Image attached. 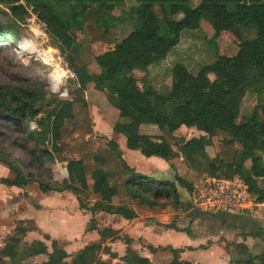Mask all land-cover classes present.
Listing matches in <instances>:
<instances>
[{"label":"trees","instance_id":"obj_1","mask_svg":"<svg viewBox=\"0 0 264 264\" xmlns=\"http://www.w3.org/2000/svg\"><path fill=\"white\" fill-rule=\"evenodd\" d=\"M133 1L135 5L127 11L120 9L132 29L116 41L115 28L120 18L114 11L124 0H0V42L12 40L14 44L20 36L18 25L35 16L45 24L49 39L75 73V79H68L67 86L71 82L78 84L71 90L75 95L70 99L50 98L42 82L31 81L25 86L0 84V120L11 122L23 135L21 141L13 139L12 145L25 148L40 163H62L67 172L66 181L58 186L34 180L27 175L21 160L0 147V164L9 171L0 184L24 188L33 181L44 193L71 192L79 208L92 215L86 231L99 235L97 241L73 254L59 247L48 234L44 238L51 239L50 251L41 240L18 250L19 236L34 228L18 225L1 250L12 264H21L35 254L46 256L41 264H109L99 258L103 251L110 253L105 245L108 239H122L126 243L124 255L116 264H152L148 257L130 247L132 240L127 235L99 227L95 214L105 212L132 220L137 217L133 202L150 208H179L178 186L191 195L194 186L203 181L200 178L195 185L186 184L176 173L173 180L155 178L130 167L115 140L94 134V122L84 97L88 85L104 92L108 103L117 109L118 119L112 122V130L125 137L128 149H142L145 156H158L167 162L184 156L198 177L238 175L248 185L253 200H264V186L260 185L264 179V104L256 106L249 119L237 120L246 94L261 96L264 92V1L200 0L196 6L189 0ZM178 14L179 19L175 17ZM3 17L7 21L3 22ZM202 19L211 25L213 40L222 31L235 30L240 39L237 52L217 54L213 62L203 65L195 74L182 63L175 64L171 69V88L166 94L145 79L138 89L134 70L145 71L149 65L163 60L179 43L182 32L199 29ZM72 28L85 33L92 42L114 43L112 49L94 57L97 72L81 63V44L73 40L69 32ZM140 124L156 125L168 150L148 140L144 148L142 136L138 135ZM181 127L195 128L203 134L175 142L174 133ZM218 132L227 135L217 143L214 160L220 168H216L206 150ZM171 141L176 143L175 150ZM29 143L31 147L26 148ZM236 143L241 146L239 149ZM159 197L166 201H158ZM161 225L192 235L189 228H179L174 222ZM250 235L263 239L264 229L258 227ZM238 247L240 258L228 264H264V252L251 254L244 243ZM147 248L151 253L169 251L172 259L166 264H199L180 259L183 248L151 244Z\"/></svg>","mask_w":264,"mask_h":264},{"label":"rangeland","instance_id":"obj_2","mask_svg":"<svg viewBox=\"0 0 264 264\" xmlns=\"http://www.w3.org/2000/svg\"><path fill=\"white\" fill-rule=\"evenodd\" d=\"M199 2L200 0H189V3L192 6H196ZM132 5H135V2L133 0H124V4L121 5L119 9H116L114 11V14L118 15L120 18L115 28L117 33L116 41L121 40L132 29L131 23L120 13V9L127 11ZM175 17L179 19L181 17V14H178ZM2 21H7V18L3 17ZM17 30L20 36L14 42V44L12 43V40L0 42V84L25 86L31 81H37L46 84L47 90L50 93V98L55 96L67 99L73 98L75 94L71 90H75L78 87L77 83L74 84L71 82L70 85L67 86L68 80H63L60 82L59 90L52 89L48 83V79L51 73L57 66L65 67L67 65L68 67V64L65 58L62 57L59 49L49 39L43 23L37 20L35 16H31L27 18L26 24L18 25ZM69 32L73 40L81 44V50L79 53V59L81 63L87 66L90 71L97 72L98 68L94 61V57L112 49L114 43L92 42L85 33L74 28L70 29ZM213 33V29L207 19H202L199 29L183 31L179 43L171 51L168 52L167 56L163 60L149 65L145 71L137 69L134 70L133 75L135 78L136 87L138 89H141L143 81L145 79L157 91L162 94H166L171 88V69L175 64L182 63L188 68L191 73L195 74L203 65L213 62L217 54L234 55L237 52L240 39L238 33L235 30L222 31L219 37L214 40L212 39ZM64 90H66V95L62 96L61 92ZM84 97L89 105L92 119L94 118L97 121H101H96V123H94L95 129H97L94 130V134L100 137L102 136L108 140V138L105 137L107 134L103 129L100 128V126L102 125L104 127V123L108 124L115 122L118 119L117 109L110 103H108L106 94L104 92L93 89L92 85L87 86L84 92ZM259 104H264V92L261 96H258L255 93L246 94L242 101L240 113L237 120L243 121L249 119L252 110ZM29 126L33 128L34 124L30 123ZM152 127L154 128L152 129ZM141 133L143 134L141 135L143 138H140V142L144 146V148L145 144H147V142H145L146 140L152 142L153 144H157V139H155L154 137L159 135L162 139L161 132L156 125L145 124V128L141 130ZM144 134L149 135L146 136ZM201 134L203 133L197 131L195 128L181 127L174 133V139L175 142H178L181 139H189ZM119 137L114 135L113 139L117 142H122V148L127 149L125 146V137L122 134H120ZM224 137H227L224 132H218L217 136L213 138V144L206 148L207 153L212 158V161L214 162L216 168H220V165H218L214 160L217 143L219 139ZM15 138L18 139V141H21L23 139V135L20 132L16 131L11 122L0 120V147L7 148V150L10 151L14 157L22 161L24 170L30 178L34 180L41 179L53 184L54 186L61 185L64 181H66L67 176L65 175L66 170L64 164L49 163L47 161H45L44 163L38 162L28 153L25 148H19L12 145L11 141ZM158 141H160L162 149L164 151H167L168 148L165 146L163 139H158ZM175 142L171 141L174 150L176 149ZM29 147H31L30 143L26 145V148ZM240 147L241 146L236 143V148L239 149ZM131 160L137 163V166L140 168L138 171L142 174L150 175L153 177L161 174H153V165L150 164L152 162H145L137 158V154H132ZM168 163L170 167H172V165L174 166L175 171L174 168H171L173 173L170 176L165 175V178L167 179L173 180L176 173L177 176H180L184 179L186 184L191 183L195 185L200 178H203L204 180V178L208 176L207 174H204L203 176L198 177L193 171H191L189 166V159L181 155H178L176 158L171 159ZM246 165L248 166L249 162H246ZM35 183L36 182L32 181L29 184V188L27 189V191L25 190V192L23 193H7L9 197H7L6 195H0V207L2 206V204H5L10 211V215L8 218L10 223L5 222L3 224V226H5V228L2 226L5 230V234L0 235V238H3V240L8 242L9 237L13 235L14 228L16 226L19 225L30 227L35 225L36 223L34 220H29L26 218L22 219V217H24L22 215H24L23 213L27 214V209L30 210L32 206L37 205L38 200H40V203L49 207L48 210H42L38 212L34 210L33 215H35L38 219V222L36 219L38 226L46 231L51 239H56L58 246L65 249L68 253H75L85 243L89 242L92 237H94L95 239L98 237L96 231H86V226L91 214L90 212H85L82 210L79 211L74 207L76 205V202L73 195L66 198L69 201L70 205L68 204V201L63 200L57 195L44 196L41 198L37 195V191L40 195L43 193L39 189H37V185ZM260 185L264 186V179L260 180ZM27 192H30V194L36 197L38 200L32 198V196L26 195ZM178 192L180 201L183 200L187 203H189L190 201L191 205V200H189V197L187 196L184 188L178 186ZM68 195L71 194L68 193ZM158 201L163 202L166 200L159 197ZM134 204L138 205L137 202H134ZM64 205L68 206L65 208V210L60 208ZM51 206H53L55 209L50 210ZM73 207L76 209V213L73 212ZM142 208L144 209V211H141L140 214V216H142V221H144L145 224H151L152 222H154V218H151L149 216L150 212L147 206H142ZM155 209L157 211L168 210L172 212V214H163L160 216L161 219L167 221V223L174 222L179 228L190 229L193 236H191L189 240L187 239L186 243L194 245L198 248L203 247L205 244L210 246L211 244L215 243L218 246H221L223 249L234 253L231 256L230 261H235L236 259L240 258L236 255L239 249L238 245L243 243L241 241L243 240V237L238 232L234 234L218 233L217 235H215L216 232H218L216 231L217 229L205 230L207 228V225L204 221L200 222L199 218L195 219V217H193L190 212L189 216L188 212L183 211V209L180 207L174 208L169 205H161L157 206ZM86 214L88 215V218H86ZM251 214L262 217L264 215V206L255 209V211H253ZM60 215L62 217V220L66 218L65 220L69 222V227L72 226L73 229L71 233L65 234V227L67 223L66 221H61L59 219ZM95 219L96 224L98 226H101L104 217L98 216V214H96ZM63 223H65V225ZM161 231V226L158 223L154 224V228H152V230L151 228L147 230V234L149 235L147 236L148 241L154 245L165 244L166 246L172 244L174 247L184 244L183 241H179L180 239L176 237V235H178L177 232L165 231L161 233ZM38 232L40 239L44 241V243L48 247V250L50 251L51 239H45L43 237L45 233L41 230H38ZM244 234L247 233L244 232ZM186 237H189V235H186ZM19 239L20 243L18 245V250H21L30 243L32 237L21 235L19 236ZM199 241H203L205 244L199 245ZM121 242L122 246L120 248H116V246L114 248L122 250V247L124 248L126 244L125 242H123V240H121ZM146 242L147 241L144 239L143 235L136 236L135 234V237L133 238L130 246L133 247L137 252L141 251V253L146 252L149 254V251L146 248ZM2 246L3 244L1 243L0 249ZM263 251L264 246L259 248H255L253 246L250 247V252L254 255L260 254ZM207 253L208 251L199 249L189 250V254L187 255V257H184V259L191 263L205 264V262H208L210 260L208 259L209 257L207 256ZM0 255H2L1 252ZM149 256L151 258L152 264H166L169 263L172 259V254L169 251L159 250L154 254H149ZM99 258L104 259L109 264H113L115 260L111 255H107L104 251L99 254ZM45 259V255L35 254L22 261L21 264H41Z\"/></svg>","mask_w":264,"mask_h":264},{"label":"crops","instance_id":"obj_3","mask_svg":"<svg viewBox=\"0 0 264 264\" xmlns=\"http://www.w3.org/2000/svg\"><path fill=\"white\" fill-rule=\"evenodd\" d=\"M101 120H103V119H101ZM96 121L97 120H95L93 118V122L96 123ZM98 121H100V120H98ZM111 124L112 123H108V124L104 123V127L102 125L100 126V124H99L100 128L103 129L105 131V133L108 135V136L107 135L105 136L108 139H113L114 135H116L118 137L120 135L119 133L116 134V133L113 132ZM143 128H145V124H140L139 125V130H138V135L139 136L143 135L141 133V130ZM153 128L154 127H152V129ZM94 130H97V129H95V126H94ZM144 135L147 136L149 134H144ZM119 138H121V137H119ZM154 138L157 139L156 143L160 144V141H158V139L162 140L161 136L158 135V136H155ZM116 143L118 144V148L120 149V151L122 153V156L124 157V159L127 162V164L130 167H132L135 171L139 172L138 170L140 168L137 166V163L135 161L131 160L132 154H137V158H139V159H141V160H143L145 162H152V163H150L151 165H153V167H152L153 172L152 173L153 174L155 173V175H157L156 173H161L160 175L158 174V176H155V178H165V175H168V176L172 175L173 171H172L171 167L169 166V163L167 161H165L163 158L158 157V156L147 157V156L144 155L142 149L131 150V149H128L127 147H126L127 149H125V148H122V146H121L122 142H117L116 141ZM125 146H126V143H125ZM8 175H9L8 169L4 165L0 164V179L3 178V177H6ZM29 184L27 186H25L24 188H18V187H15V186L8 187V186H5L3 184H0V195H4V196L6 195L7 197H9L8 194L13 193V192H22L23 193V192H25V190L27 191V189L29 188ZM37 189H39L38 186H37ZM37 189H36V191H37ZM42 193L43 194L40 195L38 193V191H37V195L40 196L41 198L44 197V196L57 195L58 197L62 198L63 200H66V201H68L66 199L68 196H72L73 195L69 191H67V192L66 191H64V192H47V193L42 192ZM68 193L71 194V195H68ZM186 194H187V196L189 197V200H190L191 195H189L187 192H186ZM26 195L32 196V198L37 199L36 197L31 195L30 192H27ZM73 197H75V196L73 195ZM4 201H6V200H4ZM75 202H76V205L74 207L76 209H78L79 211L82 210V209L79 208L76 198H75ZM68 204L70 205L69 201H68ZM37 205L32 206L30 210L27 209V214L23 213L24 215H22V216H24V217H22V219H24V218L29 219V220L32 219L36 223L35 225L31 226V227H34V228L32 230L28 231L25 234L27 236L32 237L30 243L32 241H34V240H41L40 237H39L38 230H41L42 232L47 234L46 231H44L41 227L38 226V223H37L38 219H37V217L35 215H33V213H34V210H36V212L42 211V210H48L49 207L47 205H44V204L40 203V200H38ZM142 206H144V205H139V204L137 205V204H134V202H133L132 207L135 209V211L137 213V217L132 219V220H126V219L122 218L121 216L115 215V214H107L105 212H98V213H96V214H98V216L104 217L102 225L101 226L99 225V226L100 227H108V228H111L113 230H118L120 235H127L131 240H133V238L135 237V234H136V236L143 235L144 239L147 241L146 242V248H147L148 244H151L154 247L165 246V244L154 245V244L150 243L148 241V238H147V236H149L147 234V230L149 228H151V230H152V228H154V224L158 223L161 226V228H162L161 233L165 232V231H167V232L175 231L173 229H165L161 225V224L167 223V221H164L163 219H161L160 216L163 215V214L169 215V214H172V212H170L168 210H166V211H157L155 209L156 207L150 208V207L147 206V208L149 209V212H150L149 216L151 218H154V222H152L151 224H148V223L145 224V222L142 221V216H140L141 211H144ZM189 206H190V208H189ZM66 207H68V206L64 205L63 207H60V208L65 210ZM75 208H74V211H73L74 213H76V209ZM180 208H182L183 211H185V212L187 211L189 216H190V214H192L191 210H193V209L191 208L190 201H189V203H187L186 201L181 200ZM53 209H55V208L53 206H51L50 210H53ZM82 211L88 212L86 210H82ZM9 212L10 211L6 207V205L2 204V206L0 207V235L5 234V232H4L5 230L3 229V227L5 228V226H3V224L5 222L6 223H8V222L10 223V221L8 220L9 215H10ZM189 212H190V214H189ZM252 212H249V211L248 212H224L225 213L224 219H218V218L214 217L212 214H207V213L200 214L198 216L197 215L196 216L192 215V216L195 217V219L199 218L200 222L204 221L206 223V225H207L206 227L207 228L205 230L217 229L216 231H218V232H216L215 235H217L218 233H222V234L223 233L234 234L236 232H238L239 234H243L244 232L247 233V236L245 238H242L243 240H241V241L247 246L248 252H250V247L251 246H253L255 248H257V247L259 248V247L264 246V238L262 239L260 237H253V236L250 235L251 233L256 231L258 227L264 229V217L263 216L259 217V216H256V215H252L251 214ZM91 216H90V218H91ZM34 217H35V219H34ZM59 217H60L59 219L61 221H66L65 220L66 218L62 220L61 215ZM86 218H88L87 214H86ZM36 219H37V222H36ZM66 223H67V225L65 227V231H66L65 234L71 233L73 228H72V226L69 227L70 226L69 222L66 221ZM63 224L65 225V223H63ZM87 232H93V231H87ZM175 232L178 233V235H176V237H178L180 239L179 241H183L184 244L181 245V246H176V247H174L172 244H169V243H166V244H169L173 248H183L184 250L179 254L180 259H182V260H186V259H184V257H187V255L189 254V250L187 249V247H193L194 248L193 250L199 249V250L208 251L207 256L209 257L208 259H210V260L208 262H205V264H228L230 262L232 254H234V253H231V251H227V250L223 249L221 246H218L215 243L211 244L209 246V245L205 244L203 241H199V243H198L199 245H204V244L205 245L203 247L198 248V247H196L194 245L186 243L187 239L189 240L190 237L193 236V235H189V237H186V235H188V234L183 232V231H175ZM6 234H8V233H6ZM44 235H43V237H44ZM97 235H98V233H97ZM97 238L99 239V235H98ZM97 238L95 239L94 237H92V239L89 240V242L85 243L83 246H85L88 243L97 241L98 240ZM121 240L122 239H115V240L108 239V240L105 241V245L110 249V253L109 252H105V253L107 255H109V256L111 255L112 258L115 259L113 264L118 263L119 262V258L124 255V252H125V249H126V245H125L124 248L122 247V250H118V249L114 248L115 246H116V248H120L122 246L121 245L122 244ZM41 241H43V240H41ZM1 243L3 244V246L1 247L0 252H1V250L3 249V247L5 246V244L7 242L5 240H3V238H0V244ZM131 248L136 253H138L139 255L148 257L150 260H151V258L149 256V254H154V253H151L149 250H148L149 251V254H148L146 252L141 253V251L137 252L133 247H131ZM40 255H43V254H40ZM236 256L239 257V255H236ZM0 257L6 258L8 263L12 264L10 262V259L7 256L0 255ZM102 260H104V259H102Z\"/></svg>","mask_w":264,"mask_h":264},{"label":"built area","instance_id":"obj_4","mask_svg":"<svg viewBox=\"0 0 264 264\" xmlns=\"http://www.w3.org/2000/svg\"><path fill=\"white\" fill-rule=\"evenodd\" d=\"M43 25L45 26L44 23ZM75 77L74 71L67 65L57 66L51 73L48 83L52 89L59 90L61 81ZM61 95L65 96L66 90L62 91ZM190 200L191 208L199 212H252L264 206V200L257 202L251 198L248 185L238 175L229 178L208 175L193 188ZM0 264L9 263L6 258L0 257Z\"/></svg>","mask_w":264,"mask_h":264},{"label":"flooded vegetation","instance_id":"obj_5","mask_svg":"<svg viewBox=\"0 0 264 264\" xmlns=\"http://www.w3.org/2000/svg\"><path fill=\"white\" fill-rule=\"evenodd\" d=\"M192 212V215H194V216H198V215H200V214H204V213H199V212H197L196 210H191ZM214 217H216V218H218V219H224V217H225V213L224 212H218V213H214V214H212Z\"/></svg>","mask_w":264,"mask_h":264},{"label":"water","instance_id":"obj_6","mask_svg":"<svg viewBox=\"0 0 264 264\" xmlns=\"http://www.w3.org/2000/svg\"><path fill=\"white\" fill-rule=\"evenodd\" d=\"M66 176H67V172H66ZM189 208H190V206H189Z\"/></svg>","mask_w":264,"mask_h":264}]
</instances>
